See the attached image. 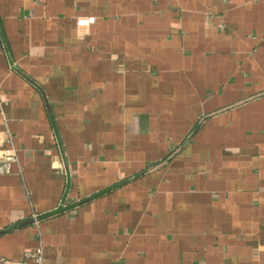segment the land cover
Listing matches in <instances>:
<instances>
[{
    "label": "crops",
    "instance_id": "0c3cea01",
    "mask_svg": "<svg viewBox=\"0 0 264 264\" xmlns=\"http://www.w3.org/2000/svg\"><path fill=\"white\" fill-rule=\"evenodd\" d=\"M9 134L0 259L264 264V0H0Z\"/></svg>",
    "mask_w": 264,
    "mask_h": 264
},
{
    "label": "built area",
    "instance_id": "2783aa9c",
    "mask_svg": "<svg viewBox=\"0 0 264 264\" xmlns=\"http://www.w3.org/2000/svg\"><path fill=\"white\" fill-rule=\"evenodd\" d=\"M95 21L94 17H80L77 20V26L82 29H88ZM5 142L9 144L7 147L0 149V175L10 174L12 172L13 165L18 162V152L13 144L12 136L9 134ZM34 224L37 229H40V220L36 215L33 216ZM39 245L33 251L26 253V261L22 264H45L44 262V246L41 240V234L38 233ZM0 264H12L8 260L0 259Z\"/></svg>",
    "mask_w": 264,
    "mask_h": 264
}]
</instances>
